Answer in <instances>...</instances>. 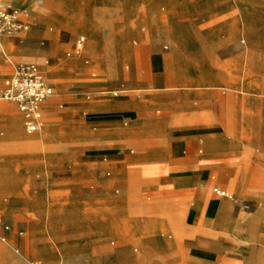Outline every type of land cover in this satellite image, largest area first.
<instances>
[{
    "label": "crops",
    "instance_id": "1",
    "mask_svg": "<svg viewBox=\"0 0 264 264\" xmlns=\"http://www.w3.org/2000/svg\"><path fill=\"white\" fill-rule=\"evenodd\" d=\"M133 3L140 10H135V15L145 13L149 5L165 6L162 10L170 17L171 24L176 23L182 5L181 0H134ZM189 14L201 17L194 8ZM59 22L64 30L71 32H76L74 28L80 24L63 17ZM82 26L92 33L99 48L98 63L101 65L104 61L102 35L91 26ZM127 26L133 27L130 17ZM63 34L51 33V54L60 51ZM170 38L169 51L161 49L158 44L148 45L145 53L139 47L138 53L131 58L132 66L125 80H116L108 85L110 89L117 90L112 95H94L90 99L84 94L88 90L70 89L64 96L52 98L53 93L46 100L44 108L54 105L61 108L62 101L69 108L55 122L58 128L65 130L67 138L64 145H58L50 153L51 169L48 171L45 158L51 150H39L43 160V167L39 168L43 173L40 180L32 182L33 172L25 162L27 154H11L8 146L0 145V178L4 180L5 188L20 193L26 190L29 195L32 186H37L38 192L46 188L52 191L78 185L85 190L95 188L93 192L99 195L100 220L85 228H89V235L115 236L118 238L117 246L103 243L90 246L89 251L78 256L63 257L76 244V219L72 208L64 217L60 212L53 214L55 216L50 214L49 228L46 227L47 218L42 216L44 218L38 221L42 230L36 232H33L30 222L25 221V212L18 216L7 214L1 224V241L6 243L0 246L16 256L18 262H11L12 258L8 257V260L6 257L4 261L0 260V264H91L92 259H98L100 264H264V205L242 212L228 200L230 198L213 191L214 188L227 192L226 189L237 193L242 191L245 194H239L243 200L248 197L245 181L234 184L239 171L232 154L241 146V141H234L228 132L224 133V128L218 129L211 124L205 114H200L204 109L181 105L179 98L175 102L169 101L168 94L164 92L169 88L186 86V75L180 64L181 52L183 57H189L188 54L198 52L201 46L199 43L180 45L174 29ZM242 38L245 40L244 36ZM229 40H232L230 36L225 39ZM77 50L76 47V59L81 57ZM85 55L91 60L89 53L82 56ZM110 57L115 60L113 53ZM124 59H127L126 55ZM153 59H159L162 66L153 69ZM9 63L11 69L2 81L0 92L14 65L23 62ZM37 66L45 74L44 65ZM3 68L1 65L0 70ZM138 88L143 91L136 93ZM15 112L20 114L22 125L16 114L10 119V113ZM3 116L9 120L10 128L5 127L7 131L22 126L28 133L18 107L2 103L0 118ZM50 116L42 111V122H46L47 131L51 133L55 126ZM63 121L67 124H60ZM199 122L207 126L203 130L192 127ZM246 140L250 143L249 137ZM222 144H225V152H222ZM250 149L253 150L251 146ZM79 156L81 161L77 163ZM141 172L155 173L156 183L140 177ZM90 183H93L92 187H89ZM114 187H118L115 192ZM137 189L153 198V202L139 199ZM43 201L45 208L50 207L49 200ZM51 206L58 204L52 200ZM166 232H170L167 237ZM86 234L81 235L85 237ZM134 241L141 244L138 253L137 247L133 251L129 247ZM3 251L0 247V253ZM34 256L39 259L38 263L29 261V257Z\"/></svg>",
    "mask_w": 264,
    "mask_h": 264
},
{
    "label": "rangeland",
    "instance_id": "2",
    "mask_svg": "<svg viewBox=\"0 0 264 264\" xmlns=\"http://www.w3.org/2000/svg\"><path fill=\"white\" fill-rule=\"evenodd\" d=\"M88 1L89 4L86 3ZM88 1L0 0V8L11 7L18 10L19 20L23 24L21 30L4 33L0 37L2 45L0 46V66L4 67L0 70V86L11 69L10 61L31 62L41 67L44 65L42 68L46 81L52 86L54 93L52 98L64 96L70 89L88 90L89 92L84 94L90 99L94 95L103 97L112 95L117 90L110 89L108 85L116 80H125L132 66L131 58L138 53L139 47L145 53L148 45L158 44L161 49L169 51L172 44L171 30L174 29V33L179 37L180 45L199 43L201 46L198 52L188 54L189 57H183L184 54L181 52L180 64L187 80L186 83L184 82L186 86L182 85L184 89L169 88L164 92L168 94L169 101L175 102V99L179 98L181 105L186 104L192 109H204L200 114H205L211 120V124H215L218 129L224 128V133L228 132L229 137L234 141L237 139L241 141V146L232 154V160L235 161L239 171L234 184L241 180L245 181L248 197L243 200L240 194H245L244 192L241 191L239 194L226 189L234 196L232 199L224 198L230 200L242 212L263 206L264 0H181V12L177 15L175 24H171L170 17L162 10L165 6L159 8L158 5H149L145 13L139 14V7H135L134 0ZM85 4L87 6L81 10ZM193 8L201 14V17L197 14H189ZM135 10L138 11V15H135ZM60 17L80 23H76L79 25L74 28L76 32L64 30L59 22ZM129 17L133 27L127 26ZM81 24L93 27L102 35L104 43L102 66L98 63L99 48L94 43L92 33ZM56 32L65 34L59 43L60 51L53 55L49 52V47L53 42L51 33ZM79 36H84V42L77 48L76 52L81 57L76 59L75 43ZM229 36L232 40L225 41ZM164 46H167V49H164ZM85 53L91 55V60L86 55L82 56ZM112 53L115 60L110 57ZM125 55L127 59H124ZM45 61L48 63L45 64ZM173 64L175 66L174 61ZM161 66L159 59L152 60L153 69ZM94 74L96 76H93ZM221 84L227 87L220 86ZM123 90L127 89L123 87ZM135 91L138 93L143 90L138 88ZM124 93L126 92H118V94ZM2 103H8L17 108L15 102L0 99V105ZM62 104L61 108L55 105L49 109L43 106L41 108L44 114L51 115L54 121L55 127L51 133L47 131L45 121L37 132L26 133L22 126L7 131L5 127L10 128L9 120L5 116L0 118V145L8 146L11 154L19 155L23 152L27 154L25 162L33 172L32 182L40 180L43 176V173L39 171V168L43 167L39 150L42 149L44 152L51 150L48 158H45L48 165L45 169L48 171L51 169L48 160L50 153L54 152L58 145H64V140L67 138L65 130L58 128V123H55L58 117L69 109L65 102L62 101ZM15 114L21 119L20 114L16 112L10 113V119ZM60 124H67V121ZM206 126L205 123L199 122L192 127L203 130ZM248 137L250 143L246 140ZM250 146L253 148L252 151ZM224 149L225 144H222V152H225ZM76 161L77 163L81 161L80 156L76 158ZM140 177H147L146 180L149 183H156L155 173L143 172ZM4 184V180L0 178L1 245L6 243L1 241L3 230L1 224L4 219L6 220L7 214L18 216L25 212V221L28 220L33 232H36L42 230L38 224V221L44 218L42 216L47 218L46 227L49 228L50 214L60 212L64 217V214L72 208L76 219L77 237L74 239L76 244L69 248V253H64L63 257L78 256L89 251L90 246H100L103 243L111 247L117 246L118 238L115 236L102 233L89 235L87 230L89 228H85L86 225L92 227L100 220L101 209L97 202L99 195L93 192L95 188L85 190L78 185L52 191L46 188L38 192L37 186H32L30 191L32 197L29 191L14 192L9 187L5 188ZM92 186L93 183H90L89 187ZM235 188L238 191L236 186ZM113 189L115 192L118 187ZM137 192H139L137 197L142 201L153 202V198L144 195L138 189ZM44 199L50 201V207L45 208ZM52 200L56 201L58 206L52 207ZM16 231L19 233L20 229ZM84 232L88 233L85 237L81 235ZM165 234L167 237L170 232ZM78 241L83 243L77 244ZM112 241L113 245L110 244ZM0 247L4 250L0 253L1 261L11 257V262H18L16 256L10 254L3 246ZM129 247L131 251L137 247V253L141 250V244L138 241L131 242ZM12 252L17 254L14 250ZM29 261L38 263L39 259L34 256L29 257ZM90 262L100 264L98 259H92Z\"/></svg>",
    "mask_w": 264,
    "mask_h": 264
},
{
    "label": "built area",
    "instance_id": "3",
    "mask_svg": "<svg viewBox=\"0 0 264 264\" xmlns=\"http://www.w3.org/2000/svg\"><path fill=\"white\" fill-rule=\"evenodd\" d=\"M22 28L17 9L0 8V37L4 33L16 32ZM83 42L84 37H78L76 47H80ZM52 94L53 89L37 64L23 62L14 65L11 74L5 79L0 99L16 103L23 115L26 131L33 133L42 126L41 108ZM213 191L219 196L233 198V195L225 190L214 188Z\"/></svg>",
    "mask_w": 264,
    "mask_h": 264
}]
</instances>
